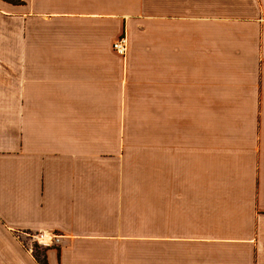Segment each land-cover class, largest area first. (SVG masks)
<instances>
[{"label": "crops", "instance_id": "1", "mask_svg": "<svg viewBox=\"0 0 264 264\" xmlns=\"http://www.w3.org/2000/svg\"><path fill=\"white\" fill-rule=\"evenodd\" d=\"M21 1L0 0V264H264V0Z\"/></svg>", "mask_w": 264, "mask_h": 264}, {"label": "built area", "instance_id": "2", "mask_svg": "<svg viewBox=\"0 0 264 264\" xmlns=\"http://www.w3.org/2000/svg\"><path fill=\"white\" fill-rule=\"evenodd\" d=\"M128 41L122 37L114 43V51L125 58L127 56ZM17 241L30 254H35L37 248H52L61 243V236L49 232H15Z\"/></svg>", "mask_w": 264, "mask_h": 264}, {"label": "rangeland", "instance_id": "3", "mask_svg": "<svg viewBox=\"0 0 264 264\" xmlns=\"http://www.w3.org/2000/svg\"><path fill=\"white\" fill-rule=\"evenodd\" d=\"M150 107V106H148ZM150 111H153V108L150 109ZM149 116H153V113H148ZM130 125L133 126H137L138 127H142V126H146V127H152V118L150 119H145V120H140V119H131L130 120Z\"/></svg>", "mask_w": 264, "mask_h": 264}, {"label": "trees", "instance_id": "4", "mask_svg": "<svg viewBox=\"0 0 264 264\" xmlns=\"http://www.w3.org/2000/svg\"><path fill=\"white\" fill-rule=\"evenodd\" d=\"M6 2L10 3V4H14V5H20L22 4L21 0H5ZM37 261L40 264H48L46 259L43 257V255H37Z\"/></svg>", "mask_w": 264, "mask_h": 264}]
</instances>
